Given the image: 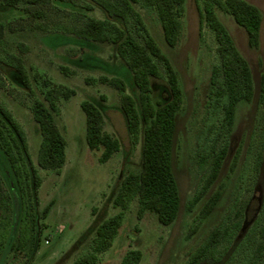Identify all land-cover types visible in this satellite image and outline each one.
Here are the masks:
<instances>
[{
    "label": "rangeland",
    "instance_id": "rangeland-1",
    "mask_svg": "<svg viewBox=\"0 0 264 264\" xmlns=\"http://www.w3.org/2000/svg\"><path fill=\"white\" fill-rule=\"evenodd\" d=\"M246 1L258 7L263 14L259 49L249 47L246 31L231 16L219 13V17L250 64L254 98L251 103L239 104L229 152L219 178L191 213L187 210L188 202L208 172V167L198 165L196 151L199 138L209 125L208 92L212 68L219 61L217 43L207 27L201 28L194 0L186 1L182 37L176 48L166 44L156 12L136 6L177 71L184 93L185 103L177 116L173 150V168L181 195V209L176 222L165 227L152 213L139 220L135 202L113 247L101 257L100 264H121L123 257L131 250L142 253L141 264H186L211 232L223 223L240 197L248 205L242 232L228 255L221 263L215 262L211 255L197 263L226 264L258 217L264 204V120L261 119L264 107L259 101L264 72V0ZM27 8L30 5L21 4L18 8H11L0 2V23L6 26L4 39L0 43V104L25 132L30 154L29 169L17 154L13 158V165L6 163L9 168L8 184L13 187L15 184L18 188L14 187L13 193L17 210L16 235L22 226L27 227L36 239L35 251L30 253L31 257L27 260L24 255L21 256L22 261L73 264L89 251L98 226L116 213L113 201L123 179L130 172L139 173L142 168L143 144H134L128 133L120 92L108 85H89L86 79L102 75L121 78L137 102L138 92L132 73L118 57L114 46L79 39L55 30L58 24L70 23L68 16L78 13L104 19L106 15L101 10L88 11L68 0H52L51 6L31 7L32 12H40L45 15L44 18L29 16ZM10 55L23 61L31 89L22 85L19 74L7 64ZM157 63L163 76L152 80L153 102L156 105L167 103L171 97L165 68ZM62 68L67 69V73ZM36 75L41 78L36 80ZM44 80L51 81L53 87L64 86L75 91L70 99H61L59 112L55 113L67 140V162L60 174L38 166L41 134L31 108L35 99L48 105L45 100L48 89L44 87ZM85 100L101 109L105 117V130L121 143V150L107 163L100 162L103 150L93 151L87 144L86 116L81 108ZM239 148H242L239 164L236 171L231 172ZM260 153L263 162L256 172L254 164ZM242 174H246L247 178L239 184ZM33 176L39 179L37 188L33 187ZM220 186H224V192L218 205L199 231L188 238L189 229L201 208ZM21 201L26 203L25 208ZM6 244L7 236L0 227V264H9L14 260V252L9 253L4 261L1 260Z\"/></svg>",
    "mask_w": 264,
    "mask_h": 264
},
{
    "label": "trees",
    "instance_id": "trees-1",
    "mask_svg": "<svg viewBox=\"0 0 264 264\" xmlns=\"http://www.w3.org/2000/svg\"><path fill=\"white\" fill-rule=\"evenodd\" d=\"M68 1L81 5L88 11L99 9L106 17L97 19L81 13L74 14L67 17L70 23L58 24L55 30L79 39L114 46L118 57L132 73L138 92L137 102L121 78L102 75L99 78L86 79L89 85H108L120 92L121 109L128 133L134 144L140 142L143 144L141 171L130 172L123 179L113 201L116 213L98 226L87 254L73 263L100 264L101 257L113 247L126 215L135 202L138 205L139 220L147 213H152L165 227L176 222L181 209V195L173 168V150L177 116L185 103L184 93L177 71L149 31L136 6L156 12L166 44L170 48H176L182 37L187 0ZM194 1L201 28L207 27L215 36L219 61L213 66L210 78L207 103L209 125L202 132L196 151L198 165L202 168L208 167V172L188 202L189 213L195 210L217 182L229 152L237 108L242 102L251 103L255 93L250 64L238 49L219 13L231 16L235 23L246 31L251 49H259L263 25V14L260 9L246 0ZM0 2L11 8H18L21 4L30 5V8L26 9L29 16L44 18V14L32 12L31 7L52 5V0H0ZM5 29L6 26L0 23V43L4 39ZM157 62L165 68L171 93L167 103L158 105L153 102L152 80L161 79L163 74ZM7 64L19 74L22 85L31 89V81L23 61L10 55ZM62 70L67 73V69ZM35 78L39 80L41 77L36 75ZM43 83L48 89L45 93L48 105L35 99L31 108L41 134L38 166L43 170L60 174L67 162V140L56 121L55 113L59 112L61 99H70L75 95V91L64 86L53 87L49 80H44ZM259 101L264 107V72L261 77ZM81 108L86 116L87 144L93 151L103 150L100 162L107 163L121 150V143L105 130V117L97 105L85 100ZM261 119L264 120V110ZM241 151L242 148H239L234 157L231 172H235L238 167ZM16 154L29 169L30 154L25 132L11 113L0 104V227L7 236L1 260L4 261L9 253L14 252V260L9 264H33L24 262L25 259L22 261L21 256L24 255L26 260L31 257L30 253L35 251L36 239L27 227L21 226L18 236L16 235L17 210L13 193L14 187L18 188L15 184L14 187L8 184L7 178L9 169L7 164L13 165ZM262 162L263 155L260 153L254 164L256 172L260 170ZM246 178L247 175L242 174L239 184L245 182ZM32 180L33 187H39L37 176H33ZM223 192L224 186H220L206 201L189 229L188 238L194 236L212 214ZM21 202L25 208L26 203ZM247 205L248 202L239 197L223 223L211 232L186 264H197L207 255L213 256L215 262L221 263L242 232ZM142 259L140 251L131 250L123 257L121 264H141ZM233 262L264 264V204L226 264Z\"/></svg>",
    "mask_w": 264,
    "mask_h": 264
}]
</instances>
